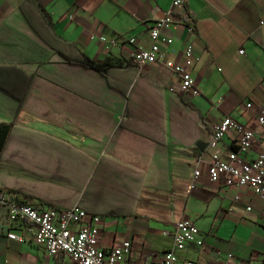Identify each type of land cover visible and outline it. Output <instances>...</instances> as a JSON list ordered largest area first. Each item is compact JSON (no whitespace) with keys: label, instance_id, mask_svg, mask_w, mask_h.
Returning <instances> with one entry per match:
<instances>
[{"label":"crops","instance_id":"0c3cea01","mask_svg":"<svg viewBox=\"0 0 264 264\" xmlns=\"http://www.w3.org/2000/svg\"><path fill=\"white\" fill-rule=\"evenodd\" d=\"M21 1L0 0V81L20 97L0 89V119L9 121L19 107L20 126L0 155V187L18 203L77 204L99 216V248L128 241V263L158 264L172 249L194 264H264V194L211 184L206 175L210 154L234 151L237 139L195 148L224 116L258 135L245 159L262 144L256 116L264 109V0H186L174 13L178 21L193 17L164 32L173 43L160 52L178 61L182 46L191 45L196 96L180 92L161 64L138 70L125 62L122 46L106 50L88 38H133L146 48L149 28L170 0H36L56 36L96 64L122 62L104 73L69 62L39 39ZM30 20L44 28L36 14ZM181 218L199 231L202 246L173 248V224ZM22 224L10 227L0 206V264H73L36 247Z\"/></svg>","mask_w":264,"mask_h":264},{"label":"built area","instance_id":"2783aa9c","mask_svg":"<svg viewBox=\"0 0 264 264\" xmlns=\"http://www.w3.org/2000/svg\"><path fill=\"white\" fill-rule=\"evenodd\" d=\"M186 0H170L169 7L163 17L153 22L148 30V46L138 45L133 38L116 40L103 35L92 36L89 39L97 40L106 50L122 46L126 50L125 62L138 70L149 64H161L178 81V89L182 93L191 92L198 95L194 88L191 70L195 58L192 55L190 44H184L178 61L163 60L161 46H170L173 40L164 35V32L173 28L177 23L184 24L193 14H184L182 20L174 19V13L182 10ZM187 28L190 30V26ZM242 54V50H238ZM249 103L245 107H249ZM256 124L264 125V109L256 116ZM226 136L237 139L236 149L224 154L211 153L206 163V175L209 183H221L225 187L232 185L246 186L252 189L253 194H264V139L252 159H245L246 153L259 141L258 135L251 129L229 116L222 117L213 124L206 146L213 148ZM199 176L197 169L192 171V178ZM0 206L7 211V220L10 227L16 226V221L23 222L22 229L31 232L33 243L48 256L63 254L73 264H134L128 263L130 251L128 241L101 250L98 246L100 237V218L89 214L77 204L68 209L34 206L29 203H18L4 188L0 187ZM26 229V230H25ZM9 240L22 242V236L8 232ZM173 248H182L185 244L193 243L202 246V238L195 226L186 218H181L173 224L171 232ZM158 264H194L190 260L179 259L172 249L163 252Z\"/></svg>","mask_w":264,"mask_h":264},{"label":"trees","instance_id":"16d2710c","mask_svg":"<svg viewBox=\"0 0 264 264\" xmlns=\"http://www.w3.org/2000/svg\"><path fill=\"white\" fill-rule=\"evenodd\" d=\"M19 9L27 20V22L33 27L31 29L39 37V39H41L46 45L56 51L63 58L67 59L69 62L78 63L79 65L85 68H91L102 73H104L105 70L111 66H121V61H116L113 59H107L99 64H96L95 62L90 60L85 54L77 51L73 44L56 36L53 32V28L48 16L36 0H22L19 5ZM33 14H36L39 17L44 26V28H41V31L40 28H35L30 20V16H33ZM46 34H52L54 39L50 41L49 38L46 37ZM0 89L15 98L16 100L20 101V97L1 81ZM18 109L19 107L17 108V111ZM16 113L13 118H11L9 121H4L0 119V155L2 154V152H4L12 132L16 128L20 127L17 124Z\"/></svg>","mask_w":264,"mask_h":264},{"label":"water","instance_id":"95a60500","mask_svg":"<svg viewBox=\"0 0 264 264\" xmlns=\"http://www.w3.org/2000/svg\"><path fill=\"white\" fill-rule=\"evenodd\" d=\"M206 144L207 143H203V142H197L195 144V148L198 150V151H202L205 147H206Z\"/></svg>","mask_w":264,"mask_h":264}]
</instances>
